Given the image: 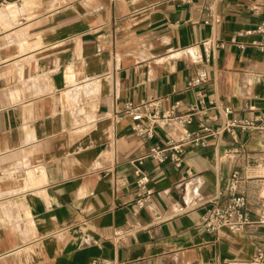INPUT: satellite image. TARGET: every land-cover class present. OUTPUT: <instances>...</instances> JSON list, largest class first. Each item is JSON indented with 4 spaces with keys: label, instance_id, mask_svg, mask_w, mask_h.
<instances>
[{
    "label": "crops",
    "instance_id": "obj_1",
    "mask_svg": "<svg viewBox=\"0 0 264 264\" xmlns=\"http://www.w3.org/2000/svg\"><path fill=\"white\" fill-rule=\"evenodd\" d=\"M262 23L264 0H0V264H249L264 229L218 237L200 216L234 171L252 215L264 202V131L208 137L177 168L143 158L176 127L143 119L148 140L120 110L158 99L196 107L192 130L264 124Z\"/></svg>",
    "mask_w": 264,
    "mask_h": 264
},
{
    "label": "built area",
    "instance_id": "obj_2",
    "mask_svg": "<svg viewBox=\"0 0 264 264\" xmlns=\"http://www.w3.org/2000/svg\"><path fill=\"white\" fill-rule=\"evenodd\" d=\"M183 3H192L195 0H180ZM258 10L257 7L253 8ZM211 22L220 21L218 15L209 10ZM257 31L264 33V23L258 27ZM235 42V38H231ZM207 81L204 71L197 73L188 81V87H196ZM159 100L145 101L139 105L131 102L124 103L120 112L131 118V130L139 137L148 140L154 136L153 126L142 124L143 119H149L153 125L164 127L174 126L178 130L176 139H169L162 145L151 146L143 158H150L158 164H171L180 168L183 163L187 149L204 148L207 146L208 137H220L224 133L234 134L240 131H264V124H256L255 121L244 118H233L225 120L217 130L207 128L201 123L197 130L190 129L194 121V116L198 113L196 107H190L185 113L178 114L177 106L160 113L158 110ZM225 114L231 113V109L226 108ZM148 177L139 170L135 171V194L138 208L146 206L152 194V189L148 186ZM239 177L237 171L232 172L224 191L216 192L209 200L210 207L200 216L201 229L211 235L223 236L226 234L238 233L247 227L256 226L264 229V202L252 213L246 207L245 197L239 192ZM193 205L183 203L174 204L172 213L168 217L185 214L190 211ZM249 264H264V250H258L252 257Z\"/></svg>",
    "mask_w": 264,
    "mask_h": 264
}]
</instances>
